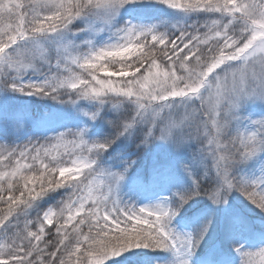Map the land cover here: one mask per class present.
<instances>
[{
	"label": "snow or ice",
	"instance_id": "obj_1",
	"mask_svg": "<svg viewBox=\"0 0 264 264\" xmlns=\"http://www.w3.org/2000/svg\"><path fill=\"white\" fill-rule=\"evenodd\" d=\"M235 194L264 214V0H0V264H251Z\"/></svg>",
	"mask_w": 264,
	"mask_h": 264
},
{
	"label": "rangeland",
	"instance_id": "obj_2",
	"mask_svg": "<svg viewBox=\"0 0 264 264\" xmlns=\"http://www.w3.org/2000/svg\"><path fill=\"white\" fill-rule=\"evenodd\" d=\"M101 75H103V74H101ZM245 111L246 112H251L255 116V115H259V113L261 112V108H260V106H254V107L253 106H249V108H247ZM149 158H150V154L145 155L141 159V162L140 161L138 162V164H141V165L138 166V168H139V170L141 172H144V167H148ZM98 183H102V181H98ZM125 192L127 194V198L134 199L138 203H146L148 201V199L153 195V191L152 190H145V191H143L141 193H138V192H135V191H130L127 187L125 188ZM162 194H164V195L168 194L167 188H165L163 190ZM202 201H204V200H202ZM233 203L235 205H237L238 207H240L241 210L247 216L251 217L252 222L257 226V228H259L260 225H264V221L261 220V218L264 217V214H261L257 209L253 208L250 204H248L246 201H244L243 198L239 194H235L234 199H233ZM193 214L194 215L192 217V222L187 221V219L177 220L179 227L182 228V229L191 228L192 224L195 222L194 217L199 214V211H195ZM78 219H79V217L77 218V220ZM219 227H220V223H219V220H218L217 228L219 229ZM259 233L260 232L257 231L254 235L245 234V235H242L240 237V241L239 242L241 244H243L244 247L246 249H248V251L253 253L252 256L243 258V259H246V260H250L251 264H260L261 259H262L259 255L255 254V253L258 252V249H256V248L259 247L260 245L264 244V236H262ZM228 255H229L230 259H231V264H239L240 257L234 251L230 250L228 252Z\"/></svg>",
	"mask_w": 264,
	"mask_h": 264
},
{
	"label": "trees",
	"instance_id": "obj_3",
	"mask_svg": "<svg viewBox=\"0 0 264 264\" xmlns=\"http://www.w3.org/2000/svg\"><path fill=\"white\" fill-rule=\"evenodd\" d=\"M25 3L28 2V0H24ZM157 58H158V63H161L162 65H166V61L164 60V58L162 57L161 53L159 51L156 52ZM118 70V68L116 69ZM16 103L22 105V106H26V107H30L34 113H36L37 115L42 114L43 112L47 111L48 108L52 105V101H42L39 100L35 97H21L18 100L15 101ZM41 143H43V141H41ZM26 163H33V161H31L30 159L28 161H24ZM47 162V161H45ZM141 162V160H140ZM144 164V163H143ZM141 164H138V166ZM147 167H144V172H146ZM35 171L38 172L39 170V163H36V167L34 169ZM22 183V182H21ZM59 199V197L57 198ZM203 199L199 200L196 203L191 204L190 206H186L187 211L184 213L183 216H178L177 220H183V219H187V221L192 222V217H193V213L195 211H199L201 208L204 207L205 203L204 201H202ZM55 203V202H53ZM0 207H3L2 205H0ZM35 217V214L33 213V218ZM261 220L264 221V217L261 218ZM77 221H73V223H76ZM82 231L87 233L88 232V226L87 224L81 226ZM69 231H71V228H69ZM53 236H55L54 233V229H53ZM49 239V237L46 235L45 236V240ZM135 259L137 261L140 262V264H155L156 260L158 259V256L156 253H152L148 250H140L138 252V254L136 255Z\"/></svg>",
	"mask_w": 264,
	"mask_h": 264
}]
</instances>
